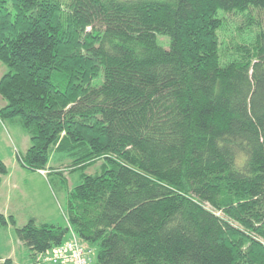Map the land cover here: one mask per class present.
Returning <instances> with one entry per match:
<instances>
[{
  "label": "trees",
  "instance_id": "1",
  "mask_svg": "<svg viewBox=\"0 0 264 264\" xmlns=\"http://www.w3.org/2000/svg\"><path fill=\"white\" fill-rule=\"evenodd\" d=\"M251 8L256 37L225 44L227 15ZM262 16L264 0H0V120L29 137L19 164L59 184L93 264H264ZM54 152L70 164L49 169ZM8 224L33 264L70 234Z\"/></svg>",
  "mask_w": 264,
  "mask_h": 264
},
{
  "label": "rangeland",
  "instance_id": "2",
  "mask_svg": "<svg viewBox=\"0 0 264 264\" xmlns=\"http://www.w3.org/2000/svg\"><path fill=\"white\" fill-rule=\"evenodd\" d=\"M251 10H255L251 8L250 10L245 11L243 14V17L245 18V22H243L242 18L239 15H236L234 13L228 14L227 17L230 20H224L223 27L221 31L219 32V35L224 33L223 42L227 44L229 41V38L234 37L232 40L239 42V43H250L253 41V39L256 37L258 32L260 31L259 27L256 25H251L246 23V19H252L253 15L251 14ZM255 14V13H254ZM263 21H264V16ZM220 18H226V14L224 12L220 13ZM259 17H258V19ZM242 25V26H241ZM239 32L240 36H235V32ZM262 30H264V26L262 27ZM228 39H226V37ZM166 40L167 42L163 43V40ZM160 45L165 48L169 49V39L165 37H158ZM164 40V41H165ZM224 47V45H222ZM5 70H8L7 67H5L3 64L0 63V77L3 76ZM17 127L16 122H10V121H1L0 120V158L3 160L5 165L8 167V170H14L16 166H18L19 158L23 157L27 150H25V146L27 144H30V139L25 133V131L21 128ZM31 145V144H30ZM62 158V163H60ZM67 166L70 164L69 161L63 160L62 155L54 152L52 155V158L49 163V169L51 168L52 171L55 169H59L60 165ZM101 165H96L93 168H89L85 172L82 170L76 171L75 173L71 174L67 172L65 174V178L68 180V188H72L82 183V175L83 173L85 175H95L96 173H100ZM26 182L25 186L23 187V190L27 193H29V190L36 189L37 200L42 203H44V206H46L47 211L49 212V215L52 217V222L57 225H62L65 227V217H64V210L66 209V199L63 195V192L59 193V184L56 182L53 183V193L50 194L48 192L47 182L39 176L37 173L34 175L32 173H27L26 175ZM66 188V186H63ZM39 190V191H37ZM19 193V192H18ZM23 194V193H22ZM25 194H23L24 196ZM66 195V194H65ZM55 196V198H54ZM26 197H30V195H26ZM27 198V199H28ZM21 202H15V207L17 206V209L15 210V221L20 225L18 227L25 226L30 219L35 215L39 218V221L43 222V217L46 213H42V211L39 210V208L36 207V205L31 202V199L26 200L22 204L21 207H18V204ZM1 232V229H0ZM14 249H17L12 243L11 237L8 233H1L0 235V256L5 254L7 255L10 251L15 253ZM19 252V251H18ZM97 253V252H96ZM96 253L94 254L93 261L96 258ZM21 257H15L14 255V264H19V262H22Z\"/></svg>",
  "mask_w": 264,
  "mask_h": 264
},
{
  "label": "crops",
  "instance_id": "3",
  "mask_svg": "<svg viewBox=\"0 0 264 264\" xmlns=\"http://www.w3.org/2000/svg\"><path fill=\"white\" fill-rule=\"evenodd\" d=\"M3 106H4V104L0 100V108ZM17 127H20V126L17 124ZM29 147H30V144H27L24 148H25V150H28ZM27 173H32L33 175L35 173H37L39 176H41L47 182L48 192L50 194L53 193V189L51 187L49 179L47 178L46 171L45 172L44 171L43 172H31V171H28L25 168H23L20 164H18V166H16L14 170H11V171L9 170V174L2 178V183L0 185V214L4 215L6 218L12 216L15 219L16 218L15 210L17 209V206L15 207L14 203L15 202H21L18 204V207H21L22 204L24 202H26V200L31 199V202H33V204L36 205V207L39 208V210L42 211V213H46L43 217V220H45L43 222L39 221V218L36 217L35 215L31 219H35L36 222L39 224L55 225V226H59L62 228L68 227V230H70V226H68L66 218L64 219L65 227H63L62 225H57V224L51 223L53 219L49 215V212L47 211L46 206H44V203H42L41 200L40 201L37 200L38 192L36 193V189H34V190L31 189V191L29 190V193H27L23 190V187L25 186V182H26V178H27L26 177ZM37 191H39V190H37ZM22 193L25 195L23 196ZM26 195H30V197L28 198V197H26ZM54 198H55V196H54ZM16 226L18 227L20 225L16 222ZM0 229H1L0 235H1V233H8L11 237L13 245L15 247H17V249H14L15 253L10 251L7 255H5V254L1 255L0 256V259H1L0 262H3L7 259H10V260H12V262L14 264L13 259H14V255H15V257L17 256V257L22 258L21 259L22 262H19V264H33L34 261L29 256L28 251L16 239L15 228L13 226H11L10 224H8L7 227L0 228Z\"/></svg>",
  "mask_w": 264,
  "mask_h": 264
},
{
  "label": "built area",
  "instance_id": "4",
  "mask_svg": "<svg viewBox=\"0 0 264 264\" xmlns=\"http://www.w3.org/2000/svg\"><path fill=\"white\" fill-rule=\"evenodd\" d=\"M69 238L52 251L37 257L39 264H93L95 252L84 245L70 228Z\"/></svg>",
  "mask_w": 264,
  "mask_h": 264
}]
</instances>
